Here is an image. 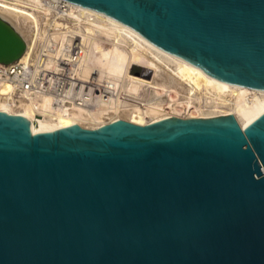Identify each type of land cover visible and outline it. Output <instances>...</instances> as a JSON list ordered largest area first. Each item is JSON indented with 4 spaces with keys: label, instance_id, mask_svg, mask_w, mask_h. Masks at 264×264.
Listing matches in <instances>:
<instances>
[{
    "label": "water",
    "instance_id": "water-1",
    "mask_svg": "<svg viewBox=\"0 0 264 264\" xmlns=\"http://www.w3.org/2000/svg\"><path fill=\"white\" fill-rule=\"evenodd\" d=\"M264 93V0H63ZM27 42L0 16V63ZM33 134L0 111V264H264V111Z\"/></svg>",
    "mask_w": 264,
    "mask_h": 264
},
{
    "label": "bare ground",
    "instance_id": "bare-ground-1",
    "mask_svg": "<svg viewBox=\"0 0 264 264\" xmlns=\"http://www.w3.org/2000/svg\"><path fill=\"white\" fill-rule=\"evenodd\" d=\"M0 16L27 42L18 60L0 67L21 64L36 74L70 70V85L61 95L43 87L18 92L13 81L0 77V111L24 117L33 134L74 125L95 130L118 120L146 125V111L154 122L232 114L245 128L264 111L263 92L206 77L203 69L189 67V61L170 56L109 15L63 0H0ZM97 37L109 46L101 47ZM172 90L180 99L164 102Z\"/></svg>",
    "mask_w": 264,
    "mask_h": 264
},
{
    "label": "built area",
    "instance_id": "built-area-1",
    "mask_svg": "<svg viewBox=\"0 0 264 264\" xmlns=\"http://www.w3.org/2000/svg\"><path fill=\"white\" fill-rule=\"evenodd\" d=\"M0 77L13 81L17 86L18 92L35 93L39 87H43L44 90L61 95L64 94L70 85V70L68 69H60L58 72L48 69L40 74H36L35 69H26L23 65L17 64L14 69L0 67ZM76 83L81 84V81L78 80ZM164 97L165 101L171 103L177 99L179 100L181 96L172 90L168 91ZM143 117L146 118V125L158 122H154L153 117L147 111L144 112Z\"/></svg>",
    "mask_w": 264,
    "mask_h": 264
},
{
    "label": "rangeland",
    "instance_id": "rangeland-1",
    "mask_svg": "<svg viewBox=\"0 0 264 264\" xmlns=\"http://www.w3.org/2000/svg\"><path fill=\"white\" fill-rule=\"evenodd\" d=\"M44 13H42V15H43ZM44 20H45V18H44ZM59 20L61 21V23H66L67 25H71V23L69 22V20H65V19H60L59 18ZM46 21H51L50 20V18L48 19L47 18V20ZM69 22V23H68ZM45 26H47V23H46V25ZM94 40V39H93ZM94 42V41H93ZM93 42H92V45H91V49H92V46H93ZM95 42H97V43H99L100 45H101V47L103 46V47H107V46H109V43L107 42V41H105L104 39H102V38H100V37H97V39L95 40ZM182 93V92H181ZM164 96H165V94H164ZM164 102H166L165 101V97H164Z\"/></svg>",
    "mask_w": 264,
    "mask_h": 264
}]
</instances>
